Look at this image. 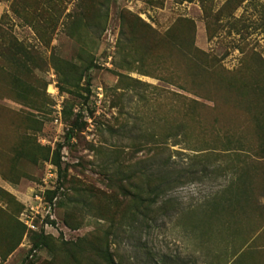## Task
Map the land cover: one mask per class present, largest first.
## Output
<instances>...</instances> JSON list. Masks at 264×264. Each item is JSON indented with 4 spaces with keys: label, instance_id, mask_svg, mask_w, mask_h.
<instances>
[{
    "label": "rangeland",
    "instance_id": "1",
    "mask_svg": "<svg viewBox=\"0 0 264 264\" xmlns=\"http://www.w3.org/2000/svg\"><path fill=\"white\" fill-rule=\"evenodd\" d=\"M0 179V264H264V0H0Z\"/></svg>",
    "mask_w": 264,
    "mask_h": 264
},
{
    "label": "built area",
    "instance_id": "2",
    "mask_svg": "<svg viewBox=\"0 0 264 264\" xmlns=\"http://www.w3.org/2000/svg\"><path fill=\"white\" fill-rule=\"evenodd\" d=\"M58 170L50 164L43 180V186L34 192L19 218L20 223L29 233L43 235L48 238L69 240L76 235L66 228L56 216L57 197L50 198L49 193L57 189Z\"/></svg>",
    "mask_w": 264,
    "mask_h": 264
},
{
    "label": "trees",
    "instance_id": "3",
    "mask_svg": "<svg viewBox=\"0 0 264 264\" xmlns=\"http://www.w3.org/2000/svg\"><path fill=\"white\" fill-rule=\"evenodd\" d=\"M28 155L29 154L26 153L25 151H23V149H22V150H19L16 153V158L17 159H20L22 157L28 158V157H30ZM54 161H55L54 162L55 165L60 169L61 168V165H60V162H59L60 160L57 159V160H54ZM161 175H162L161 176L162 178H164L166 180H169V176L168 175L167 176H165L163 174H161ZM164 184H167V182L165 181ZM161 187H163V185ZM161 187L156 188V190H154L153 192H149L150 195L153 194L154 196H158L159 193L161 194L162 193ZM50 194H52V197H55L56 192L49 193V196H50ZM52 197H50V198H52ZM153 203H154V201H153ZM146 207H150L151 208V204L149 203V205H147ZM144 218H146L145 214H144ZM15 224H16V226H19L21 228V231H20L19 235H17V239L15 238L14 243L7 250L6 254H11L18 248L19 244L22 241L24 232H26L25 227L20 222L15 220ZM32 235H33V238H35L34 239V246H33L34 250H38V249H41L42 247H46V240L51 239V238L45 237L43 235L35 234V233H32ZM103 259L107 262V264H115L114 259H113L112 255L110 254V252H106L104 254V256H103Z\"/></svg>",
    "mask_w": 264,
    "mask_h": 264
},
{
    "label": "crops",
    "instance_id": "4",
    "mask_svg": "<svg viewBox=\"0 0 264 264\" xmlns=\"http://www.w3.org/2000/svg\"><path fill=\"white\" fill-rule=\"evenodd\" d=\"M0 185H2V180L0 179Z\"/></svg>",
    "mask_w": 264,
    "mask_h": 264
}]
</instances>
